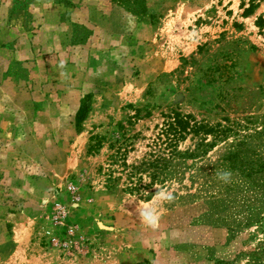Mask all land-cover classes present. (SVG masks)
I'll list each match as a JSON object with an SVG mask.
<instances>
[{
	"label": "rangeland",
	"instance_id": "374dc122",
	"mask_svg": "<svg viewBox=\"0 0 264 264\" xmlns=\"http://www.w3.org/2000/svg\"><path fill=\"white\" fill-rule=\"evenodd\" d=\"M254 2L241 16L248 0H148L137 17L109 0H0V264L248 262L256 240L226 241L205 197L175 182L127 193L119 171L170 109L264 125Z\"/></svg>",
	"mask_w": 264,
	"mask_h": 264
},
{
	"label": "trees",
	"instance_id": "16d2710c",
	"mask_svg": "<svg viewBox=\"0 0 264 264\" xmlns=\"http://www.w3.org/2000/svg\"><path fill=\"white\" fill-rule=\"evenodd\" d=\"M109 1L137 17L147 13L148 0ZM254 1L248 0L241 16L253 13L257 7ZM254 25L258 34L264 35L263 14L256 15ZM88 110L87 94L75 112L76 132ZM147 139L146 150L137 161L126 163L121 158V191L149 198L175 182L187 190L184 197H205V221L224 226L226 241L244 231L246 239L256 240L245 264H264V125L258 128L250 119L241 123L228 117L208 123L190 113L170 109L161 114L160 123L154 124ZM224 142L223 151L214 159L209 158L212 148ZM93 147L89 145V149ZM112 172L109 171V180L120 178L112 177ZM250 227L253 229L248 231ZM242 254L237 252L230 259L214 258L213 264H235ZM135 264L150 263L143 260Z\"/></svg>",
	"mask_w": 264,
	"mask_h": 264
}]
</instances>
